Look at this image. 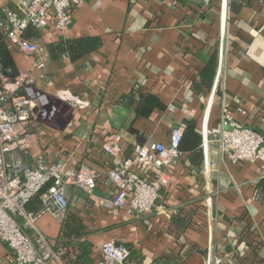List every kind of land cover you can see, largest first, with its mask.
Returning <instances> with one entry per match:
<instances>
[{
	"label": "crops",
	"instance_id": "crops-1",
	"mask_svg": "<svg viewBox=\"0 0 264 264\" xmlns=\"http://www.w3.org/2000/svg\"><path fill=\"white\" fill-rule=\"evenodd\" d=\"M18 1L0 0V7ZM73 15L65 32L50 28L32 39L45 48L97 37L102 46L77 60H53L46 51V79L34 89L49 114L32 124L35 142L25 161L43 155L53 163L64 154L70 167L105 172L131 156L134 143H167L186 121L209 137L208 165L203 157L196 168L183 153L172 170L158 201L169 216L153 209L141 218L110 207L114 189L102 180L92 193L70 188L69 214L86 228L94 263L102 245L115 241L141 249L147 264L177 253L186 256L183 264H205L208 251L221 264H264V163L232 164L213 141L230 124L264 135V0H85ZM12 55L20 73L37 77L36 56ZM214 56L208 88L201 74ZM114 134L123 139L116 160L103 148ZM40 207L36 200L26 210ZM36 228L27 231L32 239L43 236L57 254L62 224L44 213ZM0 264H14L1 241ZM48 264L63 263L51 257Z\"/></svg>",
	"mask_w": 264,
	"mask_h": 264
},
{
	"label": "built area",
	"instance_id": "built-area-1",
	"mask_svg": "<svg viewBox=\"0 0 264 264\" xmlns=\"http://www.w3.org/2000/svg\"><path fill=\"white\" fill-rule=\"evenodd\" d=\"M200 1L209 4L212 0ZM84 2L19 0L15 8L0 7V33L12 52L38 58L35 64L37 77L20 73L12 79L8 77L10 71L5 72L0 64V241L9 248L14 264H48L51 257L59 261L43 236L39 235L35 241L27 231H37L36 221L44 213H50L64 224L70 213L71 187L92 193L102 180L114 189L108 202L110 207L141 218L151 215L153 209L165 212L163 204L158 201L171 185V172L183 157L180 150L183 129L179 128L172 131L167 143H134L131 156L105 172L85 166L70 167L64 154L53 163H47L43 155L34 157L32 163L25 161L23 155L30 152L35 142L32 124L49 114V102L34 89L36 81L46 79L47 52L37 41L25 35L30 30L37 34L50 28L56 33L65 32L73 22V14ZM221 9L225 13V4ZM221 57L222 50L218 75ZM230 125V129L214 136L213 141L221 156L227 157L232 164L264 163V135L250 128ZM202 138L205 164L208 165L209 137L205 130ZM122 140L119 134H114L103 147L113 160L122 154ZM18 153L22 155H15ZM49 184L51 187L42 212L38 215L28 213L27 205ZM128 255L124 245L107 241L94 264H125ZM205 264H221V259L214 258L208 251Z\"/></svg>",
	"mask_w": 264,
	"mask_h": 264
},
{
	"label": "trees",
	"instance_id": "trees-1",
	"mask_svg": "<svg viewBox=\"0 0 264 264\" xmlns=\"http://www.w3.org/2000/svg\"><path fill=\"white\" fill-rule=\"evenodd\" d=\"M231 1L233 0H229V2ZM234 1H237L240 5H247L249 0ZM36 36L39 37V35H36L31 30L25 35V37L29 39L36 38ZM101 46L102 42L100 38L86 37L53 43L46 46L45 49L53 60L62 57L64 54H69L73 60H77L86 54L98 50ZM12 53V49L0 33V64L5 72L10 71L8 77L13 79L17 77L20 72L12 57ZM217 66V57L214 56L201 74L202 84L204 83L208 88H211L213 84ZM201 145L202 138L197 132L195 122L186 121L184 123L180 142V150L182 153L188 155L190 164L196 168H200L203 164L204 156ZM50 187L51 184L47 185L31 200V202L37 200L39 205L41 204L40 210L31 213L26 210L28 213L38 215V213L43 210L44 200ZM70 216L69 214L66 222L62 224V233L58 240L57 256L63 264H94L91 258L92 245L85 239L83 240V235L86 234V228L78 219L76 220ZM124 246L129 251L125 264H147L146 257L141 249L132 244H126ZM185 259L186 256L183 253H177L170 256L158 257L150 264H183Z\"/></svg>",
	"mask_w": 264,
	"mask_h": 264
},
{
	"label": "water",
	"instance_id": "water-1",
	"mask_svg": "<svg viewBox=\"0 0 264 264\" xmlns=\"http://www.w3.org/2000/svg\"><path fill=\"white\" fill-rule=\"evenodd\" d=\"M179 128H180L179 125H177V126L174 127V130H177Z\"/></svg>",
	"mask_w": 264,
	"mask_h": 264
},
{
	"label": "rangeland",
	"instance_id": "rangeland-1",
	"mask_svg": "<svg viewBox=\"0 0 264 264\" xmlns=\"http://www.w3.org/2000/svg\"><path fill=\"white\" fill-rule=\"evenodd\" d=\"M17 221H20V219H17Z\"/></svg>",
	"mask_w": 264,
	"mask_h": 264
}]
</instances>
